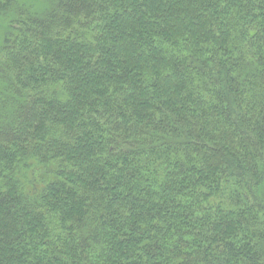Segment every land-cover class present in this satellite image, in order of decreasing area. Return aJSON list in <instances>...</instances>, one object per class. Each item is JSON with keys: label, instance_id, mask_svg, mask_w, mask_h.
I'll list each match as a JSON object with an SVG mask.
<instances>
[{"label": "trees", "instance_id": "obj_1", "mask_svg": "<svg viewBox=\"0 0 264 264\" xmlns=\"http://www.w3.org/2000/svg\"><path fill=\"white\" fill-rule=\"evenodd\" d=\"M0 0V264H264V0Z\"/></svg>", "mask_w": 264, "mask_h": 264}, {"label": "rangeland", "instance_id": "obj_2", "mask_svg": "<svg viewBox=\"0 0 264 264\" xmlns=\"http://www.w3.org/2000/svg\"><path fill=\"white\" fill-rule=\"evenodd\" d=\"M20 1H22V2H24V3H28V4H30V3H32V4H40L41 5V1H39V0H20ZM2 20H0V44H1V42H2V39H3V34H2V32H3V28H4V25L2 24Z\"/></svg>", "mask_w": 264, "mask_h": 264}]
</instances>
